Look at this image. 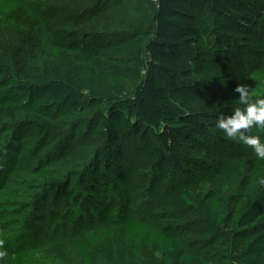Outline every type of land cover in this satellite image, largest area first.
<instances>
[{
  "label": "trees",
  "instance_id": "obj_1",
  "mask_svg": "<svg viewBox=\"0 0 264 264\" xmlns=\"http://www.w3.org/2000/svg\"><path fill=\"white\" fill-rule=\"evenodd\" d=\"M230 7L260 17L262 60L246 78L206 52L219 48L222 19L237 17ZM240 84L264 96V0H0L3 250L28 264L36 226L53 228L62 208V218L109 222L75 242L85 264H264V160L220 157L193 169V143L204 148L198 131L224 136L213 120L243 107ZM74 140L82 149L94 141L95 160L63 179L56 164ZM124 140L140 154L125 153ZM179 177L183 186L158 205L170 224L127 213L159 194L155 178L174 185ZM181 213L197 217L198 240ZM51 249L69 262L63 240Z\"/></svg>",
  "mask_w": 264,
  "mask_h": 264
},
{
  "label": "rangeland",
  "instance_id": "obj_2",
  "mask_svg": "<svg viewBox=\"0 0 264 264\" xmlns=\"http://www.w3.org/2000/svg\"><path fill=\"white\" fill-rule=\"evenodd\" d=\"M125 4L128 5V0H123ZM231 11L237 16L230 19H222V24L220 26L219 48H215L210 52L207 48L206 52L210 54L211 58L214 59L213 62H217L224 70H228L232 75L248 77L251 72L260 66L262 60V36L259 28L260 17L259 15L247 8L242 7H230ZM197 46L196 42L191 43V47ZM220 50H223L222 52ZM201 54V53H200ZM201 58L206 57L205 54L199 55ZM221 80H225V77H219ZM233 114V113H231ZM223 116H228L224 115ZM86 116H81L78 118L77 127L85 122ZM219 119H215L214 124ZM79 125V126H78ZM216 129V127H215ZM218 130V129H217ZM257 128H253L250 134L256 135L255 132ZM199 137L203 140V149H199L196 143H193L194 149L192 154L196 157V163L193 167L197 173L203 170L202 168L208 167L209 164L215 159L220 157L228 158H240L246 162L255 166L256 161L259 159L255 154L254 150L243 144L237 139L227 138L224 136L214 135L213 137L209 135L206 131L199 130ZM213 134V133H212ZM262 139H264V132L259 134ZM83 140L82 138H80ZM84 143V149L77 148L79 145L78 140H74L73 145L68 148L67 157L60 163L56 164V167L62 171L63 179L65 175H68L70 171L81 170L84 166H90L94 162V157L92 158V153L94 150V141H82ZM124 152L128 155L136 156L140 154V148L137 146V142H130L124 140ZM75 148V149H73ZM161 171V170H160ZM152 174V173H151ZM150 177H142L144 180ZM29 182H35L34 176H28ZM174 185H164L158 184V179H154L155 192H159L158 195H151L147 203L139 205L136 209H132L127 213H136L142 217H145L160 226H166L170 224L169 221H164L159 218L160 210L158 209L159 204H165L168 199V194L170 188L174 186H183V177ZM264 178V173H263ZM132 180H140L139 177L132 178ZM171 186V187H170ZM207 187H204L206 190ZM31 199H23V203H31ZM141 203V202H140ZM139 203V204H140ZM66 209H59V222L53 226V228H48L46 225L36 226L35 230L38 232L37 245L29 250L30 256L27 259L28 264H85L82 256L79 254L75 247V242L79 239H84L85 235L88 233H95L100 235L109 226L108 220L104 215L82 216L81 218H75L73 215L63 217V213ZM122 210H120V214ZM34 216L31 211L30 216ZM181 220L185 221L189 226L186 234L191 242L198 240V235L200 232V226L198 224V219L195 215L189 213H181ZM5 226H2L3 230H10L9 224H13L14 217L10 218ZM31 221V220H29ZM63 224L68 226L66 233H61ZM60 228V229H59ZM6 232V231H5ZM56 240H63L66 244V251L68 253L69 262L65 263L59 259L53 250L51 249V244ZM0 251H4L0 245ZM0 264H14L13 256L7 252V255L0 259Z\"/></svg>",
  "mask_w": 264,
  "mask_h": 264
},
{
  "label": "clouds",
  "instance_id": "obj_3",
  "mask_svg": "<svg viewBox=\"0 0 264 264\" xmlns=\"http://www.w3.org/2000/svg\"><path fill=\"white\" fill-rule=\"evenodd\" d=\"M240 94L239 104L232 115L221 116L215 123L227 138L237 139L254 150L257 157L264 160V139L259 134H250L254 127L264 130V96H251L248 85L240 84L235 89ZM7 255L6 250L0 251V259Z\"/></svg>",
  "mask_w": 264,
  "mask_h": 264
}]
</instances>
